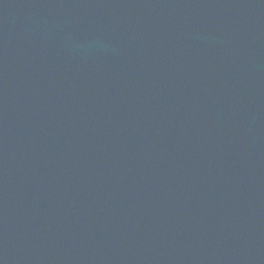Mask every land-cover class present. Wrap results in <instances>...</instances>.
<instances>
[{
    "label": "water",
    "instance_id": "95a60500",
    "mask_svg": "<svg viewBox=\"0 0 264 264\" xmlns=\"http://www.w3.org/2000/svg\"><path fill=\"white\" fill-rule=\"evenodd\" d=\"M0 264H264V0H0Z\"/></svg>",
    "mask_w": 264,
    "mask_h": 264
}]
</instances>
